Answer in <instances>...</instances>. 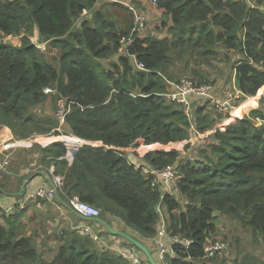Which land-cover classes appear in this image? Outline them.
Segmentation results:
<instances>
[{
	"label": "trees",
	"instance_id": "16d2710c",
	"mask_svg": "<svg viewBox=\"0 0 264 264\" xmlns=\"http://www.w3.org/2000/svg\"><path fill=\"white\" fill-rule=\"evenodd\" d=\"M133 1V25L123 29L97 8L98 0H0V124L19 139H35L41 162L54 164V174L63 178L61 203L77 196L100 208L101 218H120L155 256L146 240L158 233L162 213L156 206L166 209L170 237L194 240L188 247L172 243L169 264L208 258L220 212L249 227L264 245V97L249 115L192 145L195 132L218 126L221 115L196 98L189 117L164 96L181 80L178 66L197 84L210 82L208 69L221 49L240 57L233 68L242 94L262 90L264 0H151L166 19V33L135 36L121 53L136 12L147 17L142 3ZM37 27L56 55L33 42ZM7 36H21V45ZM47 88L57 91L50 94L55 105L62 98L75 102L66 132L78 146L41 143L40 136L61 134L52 113L34 108L48 101ZM184 141L187 154L172 148ZM142 148L148 150L143 156ZM170 165L178 178L163 196L152 171ZM7 214L0 210V264H130L74 229L58 236L60 244L34 242L19 234L17 216Z\"/></svg>",
	"mask_w": 264,
	"mask_h": 264
},
{
	"label": "crops",
	"instance_id": "0c3cea01",
	"mask_svg": "<svg viewBox=\"0 0 264 264\" xmlns=\"http://www.w3.org/2000/svg\"><path fill=\"white\" fill-rule=\"evenodd\" d=\"M108 1L110 0H98L97 8H100L105 3H109ZM112 1L117 2L118 0ZM145 1L140 2L142 3L143 8H145L147 11L146 15L147 18H149V22L152 24L153 21L161 19V17L163 16L162 11L155 10L156 14L154 16V14L149 10L148 5L151 6V4L145 3ZM132 2L133 1L130 0L129 3L131 4ZM150 13H152V15ZM131 25H133L132 21ZM119 26L121 27L120 23ZM146 32L147 30L143 34H146ZM36 35L37 34L35 30V36ZM19 41L20 43H12L14 45H21L22 42L21 40ZM48 44V42L44 43V48H47ZM47 50L49 55L51 56L56 55L58 53V51L54 48L50 49L48 47ZM130 57L134 60L133 62L136 65L138 61L135 60L134 57ZM241 113L242 111H239L238 115H240ZM33 142L34 141L32 139L17 138L11 128L0 124V162L5 161L7 159L9 161V172L0 170V199L4 208H8L16 204L17 202L22 200L23 196L26 193L33 192L38 188L46 187L50 190L54 188L52 178L56 175H54L55 165L51 164L47 166L46 164H43L41 162L40 149L33 148L35 147V144H33ZM66 143H70L69 138L68 140H66ZM146 149L147 148L141 149V156H143L148 151ZM24 182H26L25 189L21 193ZM4 208H1L0 210L6 212ZM163 211L164 215L167 216V210L164 209ZM8 214H14L17 216L20 230L19 234H21V236H25L31 239L32 241L39 243L43 242L44 240L45 242L49 241L51 244L54 242L56 244H60L58 240V233L61 230L63 231V229L65 228L67 230L74 229L80 232H84V228L86 227L92 229L93 231L95 230L88 223L91 222V220L82 219L76 214H74L70 209L65 207L57 199V197L55 199L48 198L33 200L29 202L25 209L20 210L19 212ZM103 219L113 229L128 233L129 235L133 236V230L128 227L120 218L107 214L106 217H104ZM2 223L6 224L7 220L3 219ZM96 223L100 228L102 227V232L99 233L95 230V233L101 236V244L106 246L107 249L119 255L122 252L137 253L141 257V259L145 261V264H150L147 258L144 257V254L140 255L139 252H137L133 248V243H131L127 238L119 234H114L110 231L108 232L107 228L103 224L99 222ZM146 241L149 242L150 246L155 250L156 256H154L157 259V246L154 240L148 239ZM166 242L169 248L172 247V240L170 236L166 237ZM130 264L132 263L130 262Z\"/></svg>",
	"mask_w": 264,
	"mask_h": 264
},
{
	"label": "rangeland",
	"instance_id": "374dc122",
	"mask_svg": "<svg viewBox=\"0 0 264 264\" xmlns=\"http://www.w3.org/2000/svg\"><path fill=\"white\" fill-rule=\"evenodd\" d=\"M133 1V0H132ZM139 1H145V0H139ZM109 3H105L103 5V9L107 13V15L117 21H119L121 27L123 29H128L130 27V23L132 20V11L128 7L126 3L130 2V0H118L117 4H115L112 0L108 1ZM134 5L136 6L137 3L133 1ZM145 3H150L149 10L154 14H156L154 3L151 0H146ZM132 4V3H131ZM139 7V6H138ZM139 9V8H138ZM152 13H150L152 15ZM165 17L162 16L161 19L155 20L152 22V24L149 22L147 26V32L144 34V36H147L149 33L154 34L155 36H159L163 33H166V29L161 26L162 22L165 21ZM159 27L161 29H159ZM148 33V34H147ZM7 42H13V43H20L19 40H21V36H7L4 39ZM32 40L35 43L37 40V35L32 36ZM22 42V41H21ZM45 42L43 41V44ZM36 44V43H35ZM39 48L42 50L44 48L43 45L36 44ZM237 53L230 52L228 50H220V56L217 61H215L208 69V76L210 77V82L214 88V94L217 96V98H222L225 95L230 94L231 92H235L236 90L240 91V95L238 98V101L234 102V110H241L244 107L250 106V108L246 111L249 113L251 110H254L261 106V100L264 97V88L260 90L255 96H245L242 94V91L238 87V77L235 69L234 62H236V59L240 58L236 56ZM236 56V57H235ZM234 57V58H233ZM178 76L181 77V80L184 78H191V74L189 72H183L182 68L180 66L176 67L175 69ZM52 93H57L56 90L52 89L51 92L47 93L48 101L42 105H38L37 107H34L37 112V114H42L44 111L45 113H52L51 115L55 117L56 119V111L58 107V103L61 99L58 100V103L55 105V100L52 98ZM64 99V98H62ZM73 109V105L75 104L74 101H70ZM264 108V105H262ZM33 108V109H34ZM43 108H45L43 110ZM71 109V111H72ZM70 111V112H71ZM243 112V111H242ZM245 112V113H246ZM207 113V112H205ZM222 118H219L217 125L213 129H209L206 133H196L192 136L190 139V143L193 145L194 143L198 142L199 140H204L209 137V135L216 132L215 130H218V128H225L232 122H230V119H233L234 121L237 119V117L232 116H221ZM242 118V115H240ZM224 123L225 125H221ZM60 132L61 134L59 136H40L41 137V143L47 142V144L52 142H66V138H69L71 141L68 143L70 146H78L77 143H75L70 137H74L73 134L67 133V125L64 123L63 125H60ZM70 136V137H69ZM75 138V137H74ZM62 139V140H61ZM35 142V139H32ZM54 140V141H53ZM59 140V141H58ZM61 140V141H60ZM33 142V144H34ZM69 142V141H68ZM188 141L180 142L176 145H173V147L179 148L181 151L184 152V154H187L189 152V149H185L186 144ZM36 148V147H33ZM172 183H176V181H173ZM170 183V184H172ZM163 192V190H162ZM161 195H165L162 194ZM165 192H172L170 190H165ZM55 199V198H54ZM183 205L185 200L180 199L179 200ZM63 204V203H62ZM66 206L65 204H63ZM67 207V206H66ZM68 208V207H67ZM69 209V208H68ZM160 213H162V221L167 220V216L164 215V211L159 210ZM160 222V223H161ZM168 222V221H166ZM90 226L95 229L97 232L101 233V228L98 226L96 221L88 222ZM169 223V222H168ZM217 232L215 234H212L211 239H213L208 245L216 244L217 242H224L225 247L221 250H219L214 256H208L205 260H197V264H264V245L262 244L261 240L253 236L252 230L249 227L243 226L241 223H239L237 220L233 219L232 217H229L228 215H224L223 213L217 214ZM88 224V225H89ZM160 228V227H159ZM104 229V228H103ZM92 230V229H91ZM95 230L93 232H95ZM108 230V229H107ZM68 231L66 228L61 230L58 233L59 238L62 236L64 232ZM109 231V230H108ZM106 232V230H105ZM101 237V236H100ZM41 240V239H40ZM39 240V241H40ZM224 240V241H222ZM44 241V240H43ZM42 243V242H40ZM158 250V249H157ZM139 254L143 255L142 252L139 250L137 251ZM158 253V252H157Z\"/></svg>",
	"mask_w": 264,
	"mask_h": 264
},
{
	"label": "built area",
	"instance_id": "2783aa9c",
	"mask_svg": "<svg viewBox=\"0 0 264 264\" xmlns=\"http://www.w3.org/2000/svg\"><path fill=\"white\" fill-rule=\"evenodd\" d=\"M157 0H154V3H156ZM128 7L136 11L134 5H130L129 3H126ZM147 30V17L139 12H136V18L134 22L133 30H131L130 34L127 37H123L121 40V45L118 48V51L121 53H127V48L130 46V44L134 41L135 36H142L143 33ZM136 67L139 69H145V65L141 62L136 63ZM174 85V88L169 91L168 93H165V98L177 105H179L182 109H184L187 116H191L192 114V102L194 99H201L204 98L207 102H209V105L214 109L215 112H217L221 116H232L234 117L235 112L234 110V102L238 101L239 95L241 94L240 91L236 90L235 92H231L228 95H225L222 98H217V96L214 94V88L211 84L205 83V84H197L193 79L191 78H184L180 80L178 83H172ZM52 89L47 88L45 90L46 93L51 92ZM250 106L244 107L242 112V118L249 115L248 112H246ZM72 109V105L70 101L66 99H61L58 103L57 111H56V118L60 122V125H63L66 123L67 115L70 113ZM246 112V113H245ZM238 119H242L240 116L237 117ZM233 119H230V122H233ZM221 125H225L222 123ZM60 129V128H58ZM47 143V142H45ZM9 161L8 159L5 161L0 162V170H3L5 172H9ZM145 173L149 174L150 171L148 169H145ZM152 174L156 176V180L153 182V186H156L159 184L160 188L165 190H170L172 187V182L176 181L178 178V172L177 168L174 165H170L166 168L160 169V170H153ZM55 175V174H54ZM52 182L54 184V188L51 190L42 187L34 190L33 192L26 193L22 200L17 202L16 204L4 208L2 205V201L0 199V209L4 208L7 213H15L19 212L20 210H23L27 207L29 202L33 200L38 199H54L59 195L60 191H62L63 194L65 192L63 191L62 187H60V190L58 189V186L63 185V178L61 176L55 175L52 178ZM172 183V184H170ZM166 193V192H165ZM66 204H68L70 207L74 208L77 212L83 214L86 217H101L102 211L97 206L84 202L80 200L77 196L70 197L68 200H66ZM162 221V218H161ZM159 230L157 233V236L153 238L156 246H157V252H158V258L162 264H169L167 260V256L169 253H174L173 249L171 247L169 248L166 237L168 235V225L166 220L160 223ZM84 233L94 239L95 241L100 240V236L97 235V233L93 232L90 228L86 227L84 228ZM172 243L173 244H179L183 246H190L194 243L193 239L183 237L181 235H174L172 236ZM225 247V244L222 242H217L216 244H212L208 247H206V252L208 256H214L219 250L223 249ZM120 256L129 260L132 264H145L144 261L141 259V257L137 253H127L122 252L120 253Z\"/></svg>",
	"mask_w": 264,
	"mask_h": 264
},
{
	"label": "water",
	"instance_id": "95a60500",
	"mask_svg": "<svg viewBox=\"0 0 264 264\" xmlns=\"http://www.w3.org/2000/svg\"><path fill=\"white\" fill-rule=\"evenodd\" d=\"M36 34H37V40L35 41L36 44L39 45H43V36L39 30V28H36ZM25 185L26 182H24V185L22 187L21 193L24 191L25 189ZM162 194H164V191L162 192ZM65 205L77 216H79L82 219L85 220H91V221H96L99 222L101 224H103L110 232L114 233V234H119L121 236H124L125 238H127L131 243H133V245H135L137 248H139L143 254L146 256L147 260L150 262V264H159L158 260L156 259V257L154 256V254L150 251V249L143 244L141 241L135 239L133 236L129 235L128 233L122 232V231H117L115 229H113L103 218L101 217H86L83 214L77 212L74 208L70 207L68 204L65 203ZM159 204L156 206V210L159 211Z\"/></svg>",
	"mask_w": 264,
	"mask_h": 264
},
{
	"label": "clouds",
	"instance_id": "9594fccd",
	"mask_svg": "<svg viewBox=\"0 0 264 264\" xmlns=\"http://www.w3.org/2000/svg\"><path fill=\"white\" fill-rule=\"evenodd\" d=\"M129 3V2H128ZM130 4V3H129ZM130 5H132V4H130ZM164 194H165V191H164ZM160 210V209H159ZM162 218V217H161ZM167 225H168V222H167ZM159 226H160V224H159ZM158 230H159V228H158ZM86 235V234H85ZM167 236H170V234L168 233V235ZM171 239H172V237H170ZM157 258H158V253H157ZM158 260H159V258H158ZM160 261V260H159ZM160 264V263H159ZM162 264V263H161Z\"/></svg>",
	"mask_w": 264,
	"mask_h": 264
},
{
	"label": "bare ground",
	"instance_id": "6f19581e",
	"mask_svg": "<svg viewBox=\"0 0 264 264\" xmlns=\"http://www.w3.org/2000/svg\"><path fill=\"white\" fill-rule=\"evenodd\" d=\"M242 110H243V108H242L241 110H237V111L235 112L234 117H237L238 112H239V111H242ZM61 140H62V139H61ZM61 140H60V141H61ZM58 141H59V140H58Z\"/></svg>",
	"mask_w": 264,
	"mask_h": 264
}]
</instances>
